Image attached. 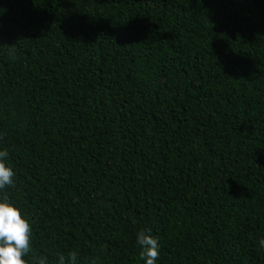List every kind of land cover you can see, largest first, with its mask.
<instances>
[{
    "label": "trees",
    "instance_id": "obj_1",
    "mask_svg": "<svg viewBox=\"0 0 264 264\" xmlns=\"http://www.w3.org/2000/svg\"><path fill=\"white\" fill-rule=\"evenodd\" d=\"M0 150L25 264H264V0H0Z\"/></svg>",
    "mask_w": 264,
    "mask_h": 264
},
{
    "label": "clouds",
    "instance_id": "obj_2",
    "mask_svg": "<svg viewBox=\"0 0 264 264\" xmlns=\"http://www.w3.org/2000/svg\"><path fill=\"white\" fill-rule=\"evenodd\" d=\"M8 152L0 150V190L14 184L13 169L5 161ZM31 226L22 216L18 207L9 202L7 197H0V264H25V257L30 249ZM136 243L141 247L140 258L143 264H156L159 255L158 239L150 233L140 231ZM259 247L264 249V237L258 240ZM75 253H69L67 259L61 255L59 264H75ZM43 264V262H41Z\"/></svg>",
    "mask_w": 264,
    "mask_h": 264
}]
</instances>
